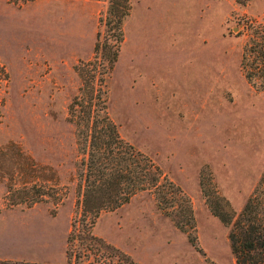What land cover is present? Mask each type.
I'll return each instance as SVG.
<instances>
[{
  "label": "rangeland",
  "instance_id": "rangeland-1",
  "mask_svg": "<svg viewBox=\"0 0 264 264\" xmlns=\"http://www.w3.org/2000/svg\"><path fill=\"white\" fill-rule=\"evenodd\" d=\"M107 9L108 0H0V264H75L67 238L80 156L69 105L83 87L77 67L108 34ZM251 22L264 26V0H131L117 61L100 75L108 110L190 195L197 235L194 244L140 191L93 226L138 264H237L202 183L238 213L264 174V87L241 64ZM43 179L69 185L63 201L23 193Z\"/></svg>",
  "mask_w": 264,
  "mask_h": 264
},
{
  "label": "trees",
  "instance_id": "trees-1",
  "mask_svg": "<svg viewBox=\"0 0 264 264\" xmlns=\"http://www.w3.org/2000/svg\"><path fill=\"white\" fill-rule=\"evenodd\" d=\"M236 1L245 4L252 0ZM130 11L131 0H108L103 20L108 34L104 39L99 34L94 59L77 67L83 87L69 105V121L75 126L80 156L75 175L78 214L67 238V252L75 257V264H138L127 252L96 235L93 226L102 211L122 206L140 191L152 192L159 209L188 232L194 244L197 241V235H192L196 217L190 195L169 180L150 156L121 136L108 110L100 75L117 61L123 24ZM249 27L241 64L246 78L264 87V26L251 22ZM202 187L212 212L230 226L236 263L264 264V174L238 213L217 188L211 192L204 182ZM67 189V184L43 179L24 186L23 193L34 201L50 196L58 204ZM77 242L81 250L76 248Z\"/></svg>",
  "mask_w": 264,
  "mask_h": 264
}]
</instances>
